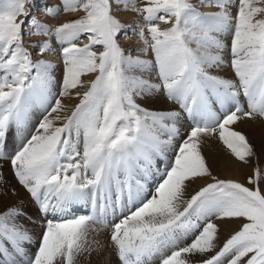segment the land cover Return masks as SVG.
<instances>
[{
	"label": "snow or ice",
	"instance_id": "snow-or-ice-1",
	"mask_svg": "<svg viewBox=\"0 0 264 264\" xmlns=\"http://www.w3.org/2000/svg\"><path fill=\"white\" fill-rule=\"evenodd\" d=\"M60 5L0 0V161L10 163L45 221L34 237L17 223L27 217L21 207L0 212V264H78L104 247L88 240L93 225L110 227L117 264H264V165L247 137L229 127L264 120V0ZM33 9L51 18L61 10L82 15L49 28ZM128 12L139 19L122 22L119 15ZM129 33L137 46L126 51L119 41L130 40ZM32 36L45 39L26 42ZM53 38L63 65L58 92L56 65L45 58L57 51ZM229 66L235 79L218 74ZM86 76L93 78L86 82ZM64 97L79 98L70 114ZM161 98L193 121L183 139L179 111L139 102ZM35 104L43 118L24 136ZM217 135L236 161L251 166L246 183L210 171L202 138ZM202 178L211 182L185 198ZM6 184L0 171L4 195ZM81 203H90L92 214L73 215ZM217 222L238 225L219 247ZM33 243L35 251L25 247Z\"/></svg>",
	"mask_w": 264,
	"mask_h": 264
},
{
	"label": "bare ground",
	"instance_id": "bare-ground-1",
	"mask_svg": "<svg viewBox=\"0 0 264 264\" xmlns=\"http://www.w3.org/2000/svg\"><path fill=\"white\" fill-rule=\"evenodd\" d=\"M39 1H41V0H39ZM52 2H53V0H52ZM202 9L204 12H208L210 10H213V9H209V8H202ZM130 14H131V12L122 13L119 15V17L125 23L133 22V21L139 19L137 17V18H134L133 20H130L129 19L131 17ZM41 16H44V15H41ZM41 16H39V18ZM71 16H80V15H79V13H71L70 17ZM65 19H67V17L61 16V15H58L55 18L45 16V18L42 19V21L46 22V23H48V21H50L51 24H54L58 21L62 22ZM132 40H130V43L132 42ZM121 42L124 44H127L129 41L122 40ZM53 47L57 48L55 55L50 56V57H45V58L50 59L51 62H53L56 65V68L54 69L53 75L56 78V84L54 86V91L57 92L56 88L58 86V83L61 80V76H62L61 72H62V66L63 65L59 59V46L56 45L55 42H53ZM218 74L221 76H225L227 78H230V79H234V73L232 72L230 66L223 69ZM92 78L93 77H91V76L82 77V79L85 80L86 82ZM152 79L154 80L155 77H152ZM78 90L80 92H83L85 89L81 88ZM241 101L243 103L244 110H246L247 105H246V102L244 101V98L242 95H241ZM62 102L66 105L67 110L70 113L71 108H73L75 106V104H77L79 102V98L67 97ZM139 102L142 103L144 107H147V108L152 109V110H157V111H163V110H169V109L177 110L175 106L178 107V105L174 104L175 105L174 106L172 103L166 101L163 98H161L159 101L154 102V103L153 102L145 103L144 101H139ZM40 111L41 110H39V113H40ZM39 113H37V115H35V117H33L32 119L39 117V115H40ZM34 120L36 121L37 119H34ZM28 123H30V122H28ZM32 124H33V122H32ZM180 125H181V132H180V138H181V137H184V135L187 132L186 124L181 120V118H180ZM35 127H36L35 125L34 126L31 124L27 125V128L25 130H22V132H25L28 134V136H30V134L33 132L32 130H35ZM229 127L243 133L247 137L249 143L254 147L255 152L259 156L261 165H264V124L262 123V121H259L258 119H242V120L238 121L236 124L230 125ZM185 130H186V132L184 133ZM14 132H12V133H14ZM215 137H216L215 141L211 140L210 139L211 137H209L207 139V142L210 144V146L206 147V148H208L207 154L213 152L215 149H219L218 144L220 142H218V136H215ZM11 139L12 138L9 135V141L10 142H11ZM179 141L180 140H177L176 143H178ZM16 144H17V146H19V144H20V138L19 137H17V139H16ZM168 155H169V158L171 159L172 153H169ZM251 160H252L253 164L256 163L255 157L251 158ZM210 163L214 164V166L217 168H219L218 167L219 165H222L221 170L227 171L226 174H227L228 179L232 178V179H234L236 181H240L242 183L244 182L243 178H245V177L247 178V176L251 174V166H245V165L241 164L240 162L236 161L234 159V157H232L230 155V153L226 150H223V152L220 151L218 154H215V153L210 154ZM157 164L162 169V167H163L162 162L157 161ZM0 171L3 172L4 177L7 181V184L3 186V189H4V191H6L8 193L7 195H4L3 192H0V212L5 211L7 208H9L11 206L21 207L27 213V217H30L31 219H28L27 217H19V218H17V223L22 224L26 229H28V231L33 236H37L38 231L41 229V225H39V219L41 218V216L36 209V205L32 201L29 194L21 186H19L17 184V182H16V180L12 174L11 167L8 164V162L0 161ZM152 183L153 184L155 183V179L152 180ZM12 188H15V190H16V195H14V196L11 195ZM189 188H191V186ZM187 193H188V189H187L185 198H189V195H187ZM74 210H76V211H74ZM82 213L92 214V208H91L90 203H88V204L81 203V204H77V205L73 206V213H72L73 215H80ZM110 215L111 214H109L108 216H110ZM111 222H112V220L110 219V221L108 223L110 224ZM234 224L236 227H238V225L236 223H234ZM98 226H100V225H98ZM225 228H226V230H229V231H231L233 229V228H231L230 225H226ZM97 233L98 232H96L95 230L89 231L88 240L90 242L99 241L101 245H104V247L99 251H97V250L92 251L90 255L88 254L90 257V260L92 261L91 264H113L112 262H114L116 260H114V255L112 254V249L108 244V237L105 238L106 242L103 243V241L100 239L101 236L99 237ZM32 245H35V243H33ZM92 247H93V249H95L96 244L92 243ZM85 254H87V253H85ZM85 254H83V255H85ZM80 257H83V256H80ZM82 261L83 262L78 261V264H86V261H84L83 259H82Z\"/></svg>",
	"mask_w": 264,
	"mask_h": 264
},
{
	"label": "rangeland",
	"instance_id": "rangeland-1",
	"mask_svg": "<svg viewBox=\"0 0 264 264\" xmlns=\"http://www.w3.org/2000/svg\"><path fill=\"white\" fill-rule=\"evenodd\" d=\"M35 3L37 4V5H43V4H46V5H48V6H50V7H61L62 8V6L60 5V0H53V2H52V0H41V1H39V0H35ZM192 3L193 4H197L198 3V0H192ZM200 11H202V12H204L203 11V9L202 8H200L199 9ZM215 9H213V10H210V11H214ZM32 12H33V15H36L37 16V19L41 22V23H44V24H46V25H48V27L49 28H55V27H57V26H59L60 24H62V23H64V22H69V21H73V20H75V19H78L79 18V16H71L70 17V15H71V13H64L62 10H61V12H60V14L59 15H61V16H65V17H67V19H65L64 21H62V22H56V23H54V24H51L50 23V21H48V23H46V22H43L42 21V19H44L45 18V15H44V13L42 12V11H37V9H33L32 10ZM209 12V11H208ZM233 12H235V9H233ZM41 15H44V16H41ZM79 15H82V13H79ZM131 15V17L129 18L130 20H133L134 18H137V16L134 14V13H131L130 14ZM39 16H41L40 18H39ZM119 19L122 21V19L119 17ZM122 22H124V21H122ZM160 27L163 29V28H166V27H168V25H164V24H161L160 25ZM129 35L131 36V39L130 40H132V42L130 43V40H126V41H129L127 44H124V43H122L121 41L122 40H124V39H121L119 42H120V44H121V46L122 47H124L125 48V50L127 51L128 50V48L131 46V47H135L136 46V44H135V41H136V37L135 36H132L131 35V33H129ZM26 39V42H30V43H40V42H42L45 38L44 37H42V36H32V37H26L25 38ZM53 42H55V39L53 38ZM87 41L86 40H83L82 39V43H86ZM62 71H63V66H62ZM62 73V72H61ZM62 75V74H61ZM61 78H62V76H61ZM56 90H57V92H58V90H59V83H58V86H57V88H56ZM65 98H67V97H64V98H62V101L65 99ZM53 103H54V101H53ZM79 103V102H78ZM39 110H41L40 111V113H39ZM36 111V112H35ZM32 113V114H31ZM37 113H39L40 115H39V117H37V118H34V119H37L36 121L34 120V119H32L33 117H35V115H37ZM44 115V110L42 109V108H38V110L36 109V105H34L33 107H32V109H31V111H30V113H29V119L30 120H28V122H30V123H28L27 125H35L36 126V124H38L39 123V121H40V119H42L43 118V115ZM70 114V113H69ZM186 120H187V122L189 123V117L187 116V114H186V116L184 117ZM257 119V118H256ZM34 120V121H33ZM262 121V123L264 124V120H261ZM32 122H33V124H32ZM36 123V124H35ZM190 126H191V123H190ZM14 127V126H13ZM188 126H186V128H187ZM188 129V128H187ZM186 129V130H187ZM13 130V131H12ZM186 130L184 131V133L186 132ZM15 131V128H12L11 130H10V133H9V135L11 136V138H12V135H13V133L12 132H14ZM32 131H34V130H32ZM187 134H188V132H186ZM22 134L24 135V136H28V134L27 133H25V132H22ZM187 134H185L184 135V137H186V135ZM218 136V135H217ZM209 137H211L210 139L211 140H213V141H215L216 140V137L215 136H208V137H203L202 139H203V143H202V152H203V155L205 156V158H206V160H207V163H208V166H209V168H210V171L212 172V174L214 175V176H216L217 178H219V179H228V177H227V171H223V170H221V167H222V165H219L218 167L219 168H217V167H215L214 166V164H211L210 163V154H212V153H215V154H218L220 151L221 152H223V150H226V151H228L225 147H224V145L219 141V138H218V142H220L218 145H219V149H215L213 152H211V153H209V154H207V149L208 148H206L207 146H210V144L207 142V139L209 138ZM182 139H183V137H181ZM180 138V139H181ZM222 147V148H221ZM8 164L10 165V163L8 162ZM226 174V175H225ZM229 179H232V178H229ZM244 179V182L243 183H246V177L245 178H243ZM232 180H234V179H232ZM209 182H211V178H202V179H198L195 183H193V184H191L190 186H191V188H188V193H187V195H189V198H190V194L192 195V194H194V192L196 191V190H199V188L200 187H202V186H204L206 183H209ZM240 182V181H239ZM242 183V182H241ZM261 188L262 189H264V184L263 185H261ZM35 204V203H34ZM86 213H82V214H80V215H85ZM41 219V218H40ZM119 219V218H118ZM218 224H219V238H218V247L219 246H222V244H223V242L227 239V238H229V236L235 231V230H237V228L238 227H236L235 226V224L233 223V222H223V223H220V222H217ZM226 225H230L231 226V228H233L231 231H229V230H226V228H225V226ZM92 229H94L96 232H98L97 234H98V236L100 237V239L103 241V243H105L106 242V240H105V238H107L108 237V244H109V234H110V231H111V229H110V227H108V228H104V227H101V226H98V225H93L92 226ZM90 231H93V230H90ZM41 234V231L40 232H38V235L36 236V237H39V235ZM100 234V235H99ZM187 242H190V239H189V241H187ZM83 257H79L78 258V261H80V262H83L82 261V259L84 260V261H86V264H91V260H90V257H89V255L88 254H85V255H82ZM114 260H116V258H115V256H114ZM113 264H117V262L116 261H114V262H112ZM156 264H158V263H156Z\"/></svg>",
	"mask_w": 264,
	"mask_h": 264
}]
</instances>
